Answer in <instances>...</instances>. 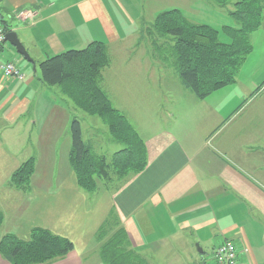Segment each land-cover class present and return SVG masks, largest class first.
<instances>
[{
  "label": "crops",
  "instance_id": "1",
  "mask_svg": "<svg viewBox=\"0 0 264 264\" xmlns=\"http://www.w3.org/2000/svg\"><path fill=\"white\" fill-rule=\"evenodd\" d=\"M139 8L130 0H0L2 25L16 32L35 66L9 42L0 46V59L13 61L24 73L18 80L0 71V230L28 239L41 227L72 242L63 258L42 264H109L103 250L119 230L127 247L150 264H213V251L223 240L240 250L239 264H264V116L246 112L264 92L258 77L246 90L239 88L241 80L233 84L242 93L230 104L213 98L222 90L196 98L191 103L197 112L183 125L163 133L156 145L144 142L151 155L142 171L97 182L103 195L90 210L85 207V190L68 159L74 108L42 81L39 63L102 41L109 68L114 64L110 50L131 37L144 40L132 31L131 10ZM240 98L247 99L236 111L226 109ZM29 157L35 159L34 174L18 189L10 175ZM197 243L212 244L208 257ZM173 256L177 259L165 263ZM0 264L11 263L0 255Z\"/></svg>",
  "mask_w": 264,
  "mask_h": 264
},
{
  "label": "trees",
  "instance_id": "2",
  "mask_svg": "<svg viewBox=\"0 0 264 264\" xmlns=\"http://www.w3.org/2000/svg\"><path fill=\"white\" fill-rule=\"evenodd\" d=\"M213 1L218 6L231 5L225 11L234 25L220 29L227 39L222 38L216 28L196 23L176 8L158 13L154 23L145 29L150 46L160 53L162 48L165 51L161 53V61L164 60L161 65L172 66L183 87L200 100L235 84L240 67L252 49L250 35L264 26V0ZM166 35L171 36V40L165 50L161 39ZM109 63L108 46L102 41H91L84 48L56 53L39 63L42 81L57 85L60 93L77 109L99 116L113 140L122 145L109 159L97 155L82 139L79 120L72 118L69 164L77 185L88 192L97 189L98 181L122 180L147 165L145 143L126 115L114 107L101 85L102 71ZM34 170V157L25 159L12 171L11 183L18 189L26 188ZM2 222L0 211V229ZM72 249L69 239L45 228L34 227L28 239L0 230V255L11 264L49 263L63 258ZM103 253L109 264H150L127 247L121 230L107 242Z\"/></svg>",
  "mask_w": 264,
  "mask_h": 264
},
{
  "label": "rangeland",
  "instance_id": "3",
  "mask_svg": "<svg viewBox=\"0 0 264 264\" xmlns=\"http://www.w3.org/2000/svg\"><path fill=\"white\" fill-rule=\"evenodd\" d=\"M124 1L127 2V0ZM130 2L131 6L139 8V0H130ZM142 3L139 10H131L133 18L137 15V19L135 18L133 21L132 18L131 22L132 31H135L136 34L135 37L141 35L144 40L136 42V38L133 41L131 37L128 39L130 43L124 42L114 47L113 51L110 50L114 64L103 69L101 84L114 107L126 115L128 121L139 132L143 142L156 145L162 141L163 133L171 134L177 124L183 125L188 115L193 116L192 111L195 109L197 112L198 108H194L191 103L197 101L196 97L189 95L191 94L189 91H184L185 89L180 83L175 69L169 64L161 65L164 62V60L161 61V53L164 49L162 48L160 53L155 50L153 45L150 46V39L148 40L146 37L147 34L145 36L144 29L154 23L153 20L158 13L173 8L179 9L190 20L212 26L219 32L222 26H231L234 23L225 11L231 8V5H227V8L218 6L213 0H144ZM220 35L227 39L221 32ZM250 39L252 43L251 52L242 63L235 82L237 84L241 80L238 86L242 90H246L247 84L256 77L259 79L258 84L264 83V26L252 32ZM161 40L164 42L163 46L166 50L167 42L171 40V36H163ZM116 48L118 49L116 50ZM120 53L122 56L119 55ZM127 57L131 58V61L128 62ZM150 67H154L156 70L150 71ZM252 72L253 74H251ZM231 86L233 85L219 89L222 90L220 95L213 98L227 100L230 104L235 96L242 93L240 89ZM52 88L58 97H62L69 103L68 107L74 108L73 117H76L80 122L82 139L92 147L97 155H103L109 159L116 150L122 147L120 143L113 140L108 126L99 116L90 115L77 109L69 99L60 93L57 85L52 86ZM214 94L213 92L212 96H216ZM241 100L242 98L229 106L227 104L226 109L236 111ZM246 110L247 113L253 110L260 111L261 115L264 116V92L254 98ZM169 115H180V117L176 116L177 120L175 121V118ZM150 155L147 156L150 157ZM56 158H60L59 154ZM38 173L37 179H42L40 171ZM84 192L87 198L85 207L89 210L96 198L100 197L98 195H103V191L99 193L98 190ZM197 244L203 250L202 256L208 257L211 253L212 244ZM196 256L199 257L201 254L196 253ZM173 258L174 256L165 259V263ZM176 259L177 257L173 260Z\"/></svg>",
  "mask_w": 264,
  "mask_h": 264
},
{
  "label": "built area",
  "instance_id": "4",
  "mask_svg": "<svg viewBox=\"0 0 264 264\" xmlns=\"http://www.w3.org/2000/svg\"><path fill=\"white\" fill-rule=\"evenodd\" d=\"M5 30L0 22V46L6 41L4 38ZM0 71L6 77H14L18 80H23L24 73L13 61H4L0 59ZM245 252V250H242ZM240 250L230 240H223L218 243L212 254L213 264H239L238 258Z\"/></svg>",
  "mask_w": 264,
  "mask_h": 264
},
{
  "label": "water",
  "instance_id": "5",
  "mask_svg": "<svg viewBox=\"0 0 264 264\" xmlns=\"http://www.w3.org/2000/svg\"><path fill=\"white\" fill-rule=\"evenodd\" d=\"M5 41L9 42L25 60L33 65V70H35L33 59L28 54L27 50L25 49L24 45L18 39L17 34L15 31H7L4 35ZM197 251L202 253V250L197 245Z\"/></svg>",
  "mask_w": 264,
  "mask_h": 264
}]
</instances>
